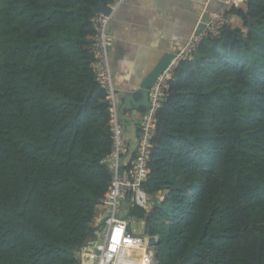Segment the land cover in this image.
Instances as JSON below:
<instances>
[{
	"label": "trees",
	"instance_id": "1",
	"mask_svg": "<svg viewBox=\"0 0 264 264\" xmlns=\"http://www.w3.org/2000/svg\"><path fill=\"white\" fill-rule=\"evenodd\" d=\"M113 0H0V264H79L112 174L90 17ZM172 69L143 190L156 264H264V0ZM103 225V221L100 222Z\"/></svg>",
	"mask_w": 264,
	"mask_h": 264
},
{
	"label": "built area",
	"instance_id": "2",
	"mask_svg": "<svg viewBox=\"0 0 264 264\" xmlns=\"http://www.w3.org/2000/svg\"><path fill=\"white\" fill-rule=\"evenodd\" d=\"M247 0H223L216 11L200 16L198 27L186 43L177 49L174 57L149 88V105L143 107L140 123L134 129L135 141L124 136L129 123L125 125L120 118V103L116 96L111 71L109 48L112 45L107 26L118 7L124 0H113L101 4L90 17L94 29L92 44L94 60L92 70L96 81L105 90L109 104L112 149L104 159L112 178L107 192L100 201L102 216L100 222L93 225L96 239L83 245L76 252L79 264H131L138 254L135 264H154L155 248L158 237L149 233L133 234L128 220L116 216L122 202L132 207L137 205L145 210L152 208V196L147 194L142 183L148 177V159L150 142L153 136V122L157 109L165 98L168 80L173 67L184 57L193 53L200 42L208 37H218L223 28L231 23L230 10L238 3ZM125 121V120H124ZM133 144L134 155L131 159L130 147ZM151 199V200H150Z\"/></svg>",
	"mask_w": 264,
	"mask_h": 264
},
{
	"label": "crops",
	"instance_id": "3",
	"mask_svg": "<svg viewBox=\"0 0 264 264\" xmlns=\"http://www.w3.org/2000/svg\"><path fill=\"white\" fill-rule=\"evenodd\" d=\"M222 1L124 0L107 26L112 42L109 59L119 103L139 87L165 53L186 43L201 15L216 11ZM142 112L138 109L136 113L130 107L124 119L135 129ZM127 140L135 141V130L134 139ZM130 150L133 151V144ZM101 216L102 207L98 204L94 224L100 222Z\"/></svg>",
	"mask_w": 264,
	"mask_h": 264
},
{
	"label": "water",
	"instance_id": "4",
	"mask_svg": "<svg viewBox=\"0 0 264 264\" xmlns=\"http://www.w3.org/2000/svg\"><path fill=\"white\" fill-rule=\"evenodd\" d=\"M237 7L246 9L247 8V2L238 3ZM177 51V50H176ZM167 52L165 53L158 63L155 65V67L144 77L142 82L139 84V87L134 91L129 93L123 101L120 103V118L123 125L126 124V121H124V114L126 109L132 108L135 109V112L137 113V110H142L143 107H147L149 105V88L153 85L154 81L156 80L157 76L165 69L167 68V64H169L170 60L174 57L175 52ZM141 112V111H140ZM137 123H140V119L137 120ZM135 124V121H134ZM134 151L131 153V159L133 158Z\"/></svg>",
	"mask_w": 264,
	"mask_h": 264
},
{
	"label": "rangeland",
	"instance_id": "5",
	"mask_svg": "<svg viewBox=\"0 0 264 264\" xmlns=\"http://www.w3.org/2000/svg\"><path fill=\"white\" fill-rule=\"evenodd\" d=\"M124 136L127 139H134V126L132 124H128L127 130ZM166 191H159L158 193L151 195L152 196V206L157 202H162L164 200V195L166 194ZM151 200V199H150ZM150 209L146 210L147 212ZM119 218H124L128 220L129 223V229L133 234H142L143 233H149L148 230V224L146 223L145 219H140L131 214L130 206L127 204L121 203V206H119L118 213L116 214ZM138 255V254H137ZM136 258V257H135ZM154 264H156V261L154 259Z\"/></svg>",
	"mask_w": 264,
	"mask_h": 264
},
{
	"label": "bare ground",
	"instance_id": "6",
	"mask_svg": "<svg viewBox=\"0 0 264 264\" xmlns=\"http://www.w3.org/2000/svg\"><path fill=\"white\" fill-rule=\"evenodd\" d=\"M135 257H136V258H135L133 261H131V264H135V263L137 262V260H138V258H139V255L136 254Z\"/></svg>",
	"mask_w": 264,
	"mask_h": 264
},
{
	"label": "clouds",
	"instance_id": "7",
	"mask_svg": "<svg viewBox=\"0 0 264 264\" xmlns=\"http://www.w3.org/2000/svg\"><path fill=\"white\" fill-rule=\"evenodd\" d=\"M143 110V109H142ZM164 198H165V196H164Z\"/></svg>",
	"mask_w": 264,
	"mask_h": 264
}]
</instances>
